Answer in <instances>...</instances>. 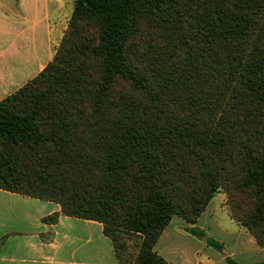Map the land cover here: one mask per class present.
I'll return each instance as SVG.
<instances>
[{"label": "trees", "instance_id": "obj_1", "mask_svg": "<svg viewBox=\"0 0 264 264\" xmlns=\"http://www.w3.org/2000/svg\"><path fill=\"white\" fill-rule=\"evenodd\" d=\"M0 189L102 223L119 264H167L161 233L221 191L264 246V0H75L0 101Z\"/></svg>", "mask_w": 264, "mask_h": 264}, {"label": "crops", "instance_id": "obj_2", "mask_svg": "<svg viewBox=\"0 0 264 264\" xmlns=\"http://www.w3.org/2000/svg\"><path fill=\"white\" fill-rule=\"evenodd\" d=\"M74 3L0 0V101L38 76L53 59ZM56 215V222L46 221ZM193 227L205 235H192ZM154 250L167 264H227V257L239 264L264 261V246L212 201L194 226L173 218ZM172 255L181 262H174ZM0 264L119 262L102 223L64 215L55 202L0 189Z\"/></svg>", "mask_w": 264, "mask_h": 264}, {"label": "rangeland", "instance_id": "obj_3", "mask_svg": "<svg viewBox=\"0 0 264 264\" xmlns=\"http://www.w3.org/2000/svg\"><path fill=\"white\" fill-rule=\"evenodd\" d=\"M68 27V25H67ZM58 47V46H57ZM24 80V79H23ZM212 202H214L215 205H218L221 207V209L225 210L227 213H228V208H227V196L224 192H219L212 200ZM231 218V217H230ZM232 219V218H231ZM233 220V219H232ZM234 221V220H233ZM235 222V221H234ZM237 223V222H235ZM238 224V223H237ZM239 225V224H238ZM241 226V225H240ZM242 227V226H241ZM138 239L137 238H131L129 241H127L129 247L132 246L133 247H136L138 245ZM187 241V240H186ZM188 242V241H187ZM172 260H174V262H181V259L179 257H174V255L171 256ZM128 260H131L128 259Z\"/></svg>", "mask_w": 264, "mask_h": 264}]
</instances>
